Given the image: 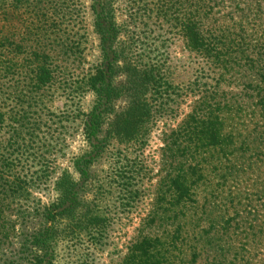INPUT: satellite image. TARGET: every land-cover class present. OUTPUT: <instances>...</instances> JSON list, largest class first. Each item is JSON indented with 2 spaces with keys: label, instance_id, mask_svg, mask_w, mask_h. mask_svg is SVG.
<instances>
[{
  "label": "trees",
  "instance_id": "16d2710c",
  "mask_svg": "<svg viewBox=\"0 0 264 264\" xmlns=\"http://www.w3.org/2000/svg\"><path fill=\"white\" fill-rule=\"evenodd\" d=\"M118 1L0 0V264L98 250L134 214L116 264H264V0H130L125 17ZM84 8L93 60L70 23ZM150 18L182 41L190 76L145 43Z\"/></svg>",
  "mask_w": 264,
  "mask_h": 264
},
{
  "label": "rangeland",
  "instance_id": "374dc122",
  "mask_svg": "<svg viewBox=\"0 0 264 264\" xmlns=\"http://www.w3.org/2000/svg\"><path fill=\"white\" fill-rule=\"evenodd\" d=\"M85 1L86 5L91 2V0ZM118 2V4L121 6V11L123 12L122 17H125L124 13H126V4L129 3L130 0H120ZM146 21H148L147 26L149 28L145 29V27H143V29L149 33L150 39H147L145 43H153L154 41L155 43H157V46L160 49L154 52L156 53L155 55L160 59H163L165 63L170 64V71L176 79H184L187 76H190L192 74V67L194 66V64L192 59L190 61V59L185 56V54H187V51L184 49L182 41L177 36H174L172 39V35L167 32V26L161 21H156V19L152 20L151 18L150 20L146 19ZM70 23L73 24L75 29H77L76 36L74 37H77L78 40H81L82 43H84L83 49L87 51L88 59L93 60L99 53V38L92 27V15L90 11L84 8L83 11L78 14H75L74 19L70 21ZM65 30L67 31V28H65ZM87 66V64L84 65V67ZM121 79H123V75H118L116 77L117 81H120ZM125 97L126 96H118L115 99L116 102L112 105L114 113L119 114V112L125 109V107H122V105H124L126 101ZM54 99L55 100L53 105L63 108L64 102L62 101V98L55 97ZM89 99H91V97L89 95H86L84 98V110H86V107L89 105ZM188 104L189 101L181 105L180 111H187ZM54 106L53 110H57L56 108H54ZM50 109L52 110V108H49V113H51ZM179 118L180 114L176 118H159L156 121H178ZM54 119H56V117L50 119L49 121H54ZM164 124L165 123L162 122L153 127L152 132L149 134L146 146L144 147L143 152L141 153L140 158H142L144 165H146L149 169L150 167H153L155 165L154 161L158 158V148L160 146V133L166 126ZM80 145L81 142L79 136H74L68 141V149L72 152H76L78 146ZM67 164L68 162L66 161L62 163V165ZM105 168V165H99V167L92 169L91 173L93 174V176H102V170ZM109 201H112V198H110ZM144 201L145 204L148 202L146 198ZM107 204L109 203L106 202V205ZM138 219V214H134L133 217L130 216L129 218H123L120 220V222H117V218H114L108 230V238L104 240V243L101 244V247L98 250H91L90 248H88L87 250L83 251L81 248L86 246L84 242V244L82 243L80 245V248L78 249L77 255L75 257L72 256V258H67L68 260L63 258L60 261V264H80L78 262L82 260L84 262V258L82 255H80V253L85 251L86 254H88L87 257L89 258V264H116L118 262V259L123 255L125 246L129 238L134 233V228L137 226ZM13 245L14 246L10 245L11 250L15 249L13 247H17L16 244Z\"/></svg>",
  "mask_w": 264,
  "mask_h": 264
}]
</instances>
